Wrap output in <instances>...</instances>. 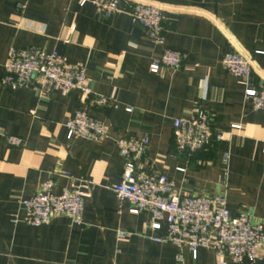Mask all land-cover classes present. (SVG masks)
Wrapping results in <instances>:
<instances>
[{
  "label": "crops",
  "instance_id": "crops-1",
  "mask_svg": "<svg viewBox=\"0 0 264 264\" xmlns=\"http://www.w3.org/2000/svg\"><path fill=\"white\" fill-rule=\"evenodd\" d=\"M137 1L166 11L163 45L129 15L107 18L79 0H0V264H217L213 251L194 256L155 242L167 235L166 222L153 230L148 212L134 215L129 203L119 209L113 187L124 173L115 145L122 137L150 140L138 175H164L183 196L215 197L226 183L231 217L264 221V111H253L240 79L222 64L227 53H238L251 63L254 85L264 83V0ZM12 48L85 65L96 96L3 86ZM166 51L180 53L183 68L151 73ZM97 96L111 104L93 105ZM196 109L213 115L214 131L227 136L186 163L175 149L174 121ZM77 112L104 123L109 136L69 141L66 123ZM8 137L22 139L23 147H11ZM51 178L57 195L87 194L82 226L67 217L41 227L22 221V202ZM119 231L130 236L120 239Z\"/></svg>",
  "mask_w": 264,
  "mask_h": 264
},
{
  "label": "built area",
  "instance_id": "built-area-1",
  "mask_svg": "<svg viewBox=\"0 0 264 264\" xmlns=\"http://www.w3.org/2000/svg\"><path fill=\"white\" fill-rule=\"evenodd\" d=\"M79 1L82 6L94 5L97 13L107 18L127 14L134 24L145 30L153 42L159 45L165 42L168 17L166 11L158 5L137 0ZM18 9L24 7L19 4ZM222 64L229 74L240 79L245 87V98L251 103L253 111H264V83L254 85L251 63L242 55L231 52L224 56ZM182 68L183 56L178 52L166 51L151 65L150 71L159 74L163 70L177 72ZM1 84L10 88L35 89L45 95L60 91L64 94L78 92L86 99L96 96L85 65H72L55 52L46 53L36 49L12 48L4 66ZM91 103L98 107H108L111 101L97 96ZM127 111L132 112L129 108ZM213 122V115L200 109L174 121L175 149L186 163L198 153L226 139V133L214 131ZM66 128L69 141L83 139L99 142L109 136L108 127L104 123L89 118L84 112L73 114ZM240 129L237 125L232 127L234 131ZM7 142L11 147H23L22 139L8 137ZM115 145L124 161L121 182L113 187L119 209L122 210L129 203L130 213L134 215L148 212L151 219L149 226L153 230H159L160 223L166 222L167 235L153 239L155 242L188 248L194 256L201 248L213 251L217 256V264H227V260L234 264L264 261V221L254 222L246 213L231 217L226 183L221 185V192L215 197L183 196L176 191L174 181L164 175L137 174L136 163L149 150L148 137H122L115 141ZM223 163L228 166V159H224ZM55 185V179H49L34 197L22 202L25 209L22 221L26 225L41 227L56 217H67L78 226L84 224L87 194L77 189L65 190L57 195L54 193ZM129 236L124 231L118 232L120 239Z\"/></svg>",
  "mask_w": 264,
  "mask_h": 264
}]
</instances>
